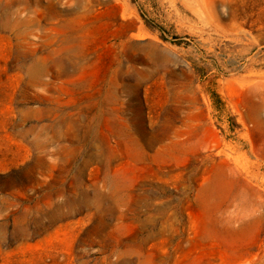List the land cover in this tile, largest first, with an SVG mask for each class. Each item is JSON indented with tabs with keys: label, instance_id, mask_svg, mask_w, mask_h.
Returning a JSON list of instances; mask_svg holds the SVG:
<instances>
[{
	"label": "rangeland",
	"instance_id": "374dc122",
	"mask_svg": "<svg viewBox=\"0 0 264 264\" xmlns=\"http://www.w3.org/2000/svg\"><path fill=\"white\" fill-rule=\"evenodd\" d=\"M0 264H264V0H0Z\"/></svg>",
	"mask_w": 264,
	"mask_h": 264
},
{
	"label": "bare ground",
	"instance_id": "6f19581e",
	"mask_svg": "<svg viewBox=\"0 0 264 264\" xmlns=\"http://www.w3.org/2000/svg\"><path fill=\"white\" fill-rule=\"evenodd\" d=\"M224 175L222 170H217L214 177V185L218 187L220 190L223 189L226 186V183L224 181Z\"/></svg>",
	"mask_w": 264,
	"mask_h": 264
}]
</instances>
